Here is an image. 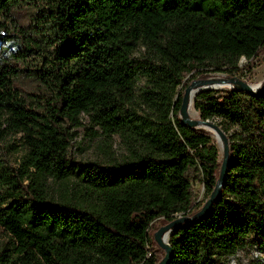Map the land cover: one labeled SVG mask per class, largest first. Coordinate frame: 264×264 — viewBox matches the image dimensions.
Here are the masks:
<instances>
[{
  "label": "trees",
  "instance_id": "trees-1",
  "mask_svg": "<svg viewBox=\"0 0 264 264\" xmlns=\"http://www.w3.org/2000/svg\"><path fill=\"white\" fill-rule=\"evenodd\" d=\"M220 1L0 0V149L21 152L0 158V264L163 258L155 222L196 212L190 170L208 199L222 165L213 133L181 122L184 90L264 48V0ZM194 105L230 159L209 213L171 232L168 264H229L253 240L264 252V90L206 89ZM85 119L118 153L78 159Z\"/></svg>",
  "mask_w": 264,
  "mask_h": 264
},
{
  "label": "rangeland",
  "instance_id": "rangeland-1",
  "mask_svg": "<svg viewBox=\"0 0 264 264\" xmlns=\"http://www.w3.org/2000/svg\"><path fill=\"white\" fill-rule=\"evenodd\" d=\"M149 2L157 8H162V6H165L166 4L172 5L189 3L194 7H200L209 12H224L226 10L220 0H149ZM240 65L241 71L239 72V74L235 75L232 72L225 71L212 72L209 73V77L231 78L234 76H238L241 79L255 86L261 85L264 82V48L259 52L256 57L250 60L243 57L240 61ZM209 77H202L197 75V73L194 74V79ZM206 89L210 88H202V90ZM211 89L229 90L231 89V86H217ZM194 102V112H191L190 109L189 111L193 117L198 118L200 117V113L196 110ZM88 127H90L89 121L85 119L84 125L76 128L77 135L74 138V146L71 147V150L76 153L78 159L84 161L95 160L97 158L103 157L106 153L111 155L118 153L119 139L114 137L108 141V145H103L102 141L104 140L105 136L100 134L93 141H91L90 134L92 131L88 130ZM96 129L98 128L96 127ZM213 138L219 150V159L222 160L224 155L223 143L215 134H213ZM4 146V143H2V147ZM20 156L21 152L16 153L13 150L6 151L4 148L0 149V158H8L13 165H16L18 163V159ZM189 177L192 182L193 206L196 207L198 203L202 204L203 206L207 198L205 195V187L202 181V177L194 169L190 170ZM202 206L199 209H201ZM199 209L195 208L194 210H196L197 212ZM163 225L164 222L162 220L156 221L151 230V234H154ZM229 264H264V252L260 249L259 243L256 240H253L251 244L239 250L235 256L231 257Z\"/></svg>",
  "mask_w": 264,
  "mask_h": 264
},
{
  "label": "water",
  "instance_id": "water-1",
  "mask_svg": "<svg viewBox=\"0 0 264 264\" xmlns=\"http://www.w3.org/2000/svg\"><path fill=\"white\" fill-rule=\"evenodd\" d=\"M214 84H225V85H233V88H237L239 90L245 91L251 95L258 94L259 92L264 90V82L262 83L261 91H257V88L248 83L247 81L241 79L238 76H234L231 78H198L193 79L191 83L185 88L181 107H180V117L181 122L183 124H187L191 127H197L201 129H207L211 131L213 134L217 132L218 138L222 141L224 147V155L222 159V165L220 169V175L217 180L216 186L212 191L209 198L205 201L204 205L201 209L193 214H185V215H178L169 223L164 224L161 226L155 233H154V240L159 245L161 249L165 251V255L157 264H168L172 257V246L170 245L169 241L166 242L164 237L166 234H171L173 229L178 226L188 222H197L203 219L211 210L213 203L216 197L221 193L222 187L226 180V175L228 171V162L230 159V144L229 138L226 133L221 129V127L215 123L214 121L208 119H202L201 117L195 118L190 114V106L192 102V94L195 90H198L196 96L203 91L202 88H213L210 87ZM195 100V99H194Z\"/></svg>",
  "mask_w": 264,
  "mask_h": 264
},
{
  "label": "bare ground",
  "instance_id": "bare-ground-1",
  "mask_svg": "<svg viewBox=\"0 0 264 264\" xmlns=\"http://www.w3.org/2000/svg\"><path fill=\"white\" fill-rule=\"evenodd\" d=\"M217 86H225V85H222V84H214V85H211L210 87H217ZM255 86V85H254ZM197 92H198V90H195L194 92H193V94H192V102H191V106H190V111L192 112H194V107H193V102H194V99H195V97H197L196 96V94H197ZM214 134L218 137V134H217V132H214ZM169 237H170V234L168 233V234H166L165 235V237H164V240L166 241V242H168L169 241Z\"/></svg>",
  "mask_w": 264,
  "mask_h": 264
},
{
  "label": "built area",
  "instance_id": "built-area-1",
  "mask_svg": "<svg viewBox=\"0 0 264 264\" xmlns=\"http://www.w3.org/2000/svg\"><path fill=\"white\" fill-rule=\"evenodd\" d=\"M230 86H231V89H232L233 85H230ZM255 87L257 88V91H259L261 89V87H262V84L261 85H256Z\"/></svg>",
  "mask_w": 264,
  "mask_h": 264
}]
</instances>
